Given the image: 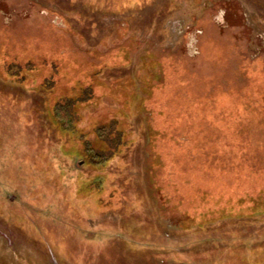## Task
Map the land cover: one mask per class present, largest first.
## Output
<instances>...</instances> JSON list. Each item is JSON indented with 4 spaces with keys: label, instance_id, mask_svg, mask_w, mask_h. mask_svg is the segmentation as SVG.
Masks as SVG:
<instances>
[{
    "label": "rangeland",
    "instance_id": "rangeland-1",
    "mask_svg": "<svg viewBox=\"0 0 264 264\" xmlns=\"http://www.w3.org/2000/svg\"><path fill=\"white\" fill-rule=\"evenodd\" d=\"M0 264H264V0H0Z\"/></svg>",
    "mask_w": 264,
    "mask_h": 264
},
{
    "label": "trees",
    "instance_id": "trees-1",
    "mask_svg": "<svg viewBox=\"0 0 264 264\" xmlns=\"http://www.w3.org/2000/svg\"><path fill=\"white\" fill-rule=\"evenodd\" d=\"M53 109L54 110L51 112V114L49 111H47V115H49V117L54 122L53 123L50 119L53 128H58V130L63 132L71 131V133H74L73 128L79 124V118L75 112H73L72 108H68L62 104H56Z\"/></svg>",
    "mask_w": 264,
    "mask_h": 264
}]
</instances>
